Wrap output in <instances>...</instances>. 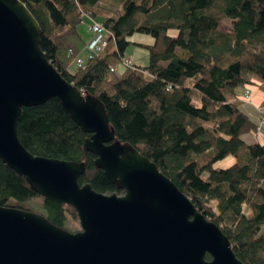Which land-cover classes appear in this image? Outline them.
<instances>
[{"label":"trees","instance_id":"1","mask_svg":"<svg viewBox=\"0 0 264 264\" xmlns=\"http://www.w3.org/2000/svg\"><path fill=\"white\" fill-rule=\"evenodd\" d=\"M42 34L39 48L48 63L81 94L103 104L115 140L132 146L155 164L208 221L229 239L242 264H264V145H247L241 137L256 125L241 111V95L258 84L264 97V0H20ZM83 16L110 36L103 51L84 58L73 74L68 67L83 55L86 42L77 28ZM222 18L231 27L220 29ZM170 29L176 37L167 36ZM154 39L148 67L110 73L123 58L129 37ZM163 62L164 64H160ZM198 97L201 105H192ZM264 110V100L260 104ZM17 138L32 156L79 163L77 179L97 193L122 194L96 169L86 152L88 138L52 99L25 108ZM231 156L227 169H214ZM68 231L77 222L74 209L45 200L25 178L0 161V207L35 212ZM209 260V256H205Z\"/></svg>","mask_w":264,"mask_h":264},{"label":"water","instance_id":"2","mask_svg":"<svg viewBox=\"0 0 264 264\" xmlns=\"http://www.w3.org/2000/svg\"><path fill=\"white\" fill-rule=\"evenodd\" d=\"M41 34L20 0H0V161L43 199L73 208L80 230L68 232L38 213L0 207V264H242L222 229L153 162L115 140L103 104L48 63L39 48ZM53 98L89 135L83 148L121 195L80 185L82 164L25 150L16 130L23 109Z\"/></svg>","mask_w":264,"mask_h":264},{"label":"rangeland","instance_id":"3","mask_svg":"<svg viewBox=\"0 0 264 264\" xmlns=\"http://www.w3.org/2000/svg\"><path fill=\"white\" fill-rule=\"evenodd\" d=\"M223 2L224 1L220 0L216 3L215 7L213 8V11L215 13H220V14L222 13V12H220V10H221ZM230 27H231V23H229V20L227 18H222V21H221L219 28L220 29H229ZM176 33H177L176 30L170 29L167 32V36L176 37ZM97 37H100V36L99 35H93V40H95ZM129 42H130V44L126 47V51L124 52L123 58L131 60L136 67L137 66L144 67V68L148 67V65L150 64V59L148 56V50H146V48H144L141 45H145V46L151 45V44H153L154 39L149 35L136 33V34L132 35L131 37H129ZM83 56H84V53L81 56V58H83ZM160 64H164V63L160 62ZM123 68H124V66L121 63H119L117 65V71H119V73L121 72V70ZM76 69H77L76 63L72 62V64L68 67L67 71H68V73L73 74V72H75ZM192 105H194L196 107H199L201 105V101L198 99V97L193 98ZM251 135L253 137L257 136V138H260V136L262 134L259 133V135H256V134H251ZM259 141H260V139H259ZM260 142H262V141H260ZM233 162H234V159L231 156H228L226 159L218 161L216 163V165H214V169L215 170L227 169L229 166H231L233 164ZM29 205L35 210V212H33V213L40 214L42 212L41 205L39 204V202L37 200H35L34 202H31ZM68 227L71 228L69 230V232H78L80 230V224H78V221L75 223L68 221L67 222V228ZM260 234L264 235V226H263V229L261 230Z\"/></svg>","mask_w":264,"mask_h":264},{"label":"crops","instance_id":"4","mask_svg":"<svg viewBox=\"0 0 264 264\" xmlns=\"http://www.w3.org/2000/svg\"><path fill=\"white\" fill-rule=\"evenodd\" d=\"M82 18H83V21L81 25L78 26L77 30L81 38L85 40L86 42L85 48L88 50L96 42V39H98L97 37L95 40H93L94 34H91L88 29V26L95 20H91L87 16H83ZM86 49L83 50L84 54L88 52ZM250 87H251L250 93L248 96L249 99L247 101H242L243 103L240 106V109L247 116V118L251 119L252 122L256 126H258L260 122L259 117L261 116V114H264V110L260 108V104L264 100V97H263L262 91L258 87V84L251 85ZM259 133L262 134L260 138H257V136L253 137L251 135V134L259 135ZM259 139L262 142H260ZM241 140L244 141L247 145L249 144L250 145H253V144H263L264 145V124H261L259 126V131L257 130L254 133H249L248 135H244L241 137Z\"/></svg>","mask_w":264,"mask_h":264},{"label":"built area","instance_id":"5","mask_svg":"<svg viewBox=\"0 0 264 264\" xmlns=\"http://www.w3.org/2000/svg\"><path fill=\"white\" fill-rule=\"evenodd\" d=\"M89 32L91 34L94 35H99L100 37H98V39H96V42L93 44V46L88 50V52L85 53V57L89 60L93 59V57H97L104 49V47L107 44V39L106 37L110 36V34L108 33V31L103 28L101 26L100 23L93 21L89 26H88ZM74 62L76 63V66L79 68H83L85 62H84V58L81 57H77ZM120 63L124 66V68H133L134 67V63L129 60V59H124L121 58L120 59ZM109 71L111 74H113L115 77H119L120 73L119 71H117V66L116 67H109ZM250 88L251 87H247L242 95L241 98L243 101H247L249 98V93H250ZM260 122L259 125L256 127V129L259 131V126L261 124H264V114H261V116L259 117Z\"/></svg>","mask_w":264,"mask_h":264}]
</instances>
